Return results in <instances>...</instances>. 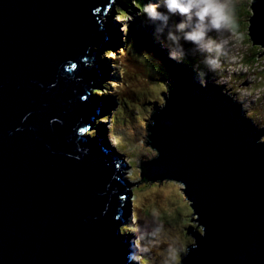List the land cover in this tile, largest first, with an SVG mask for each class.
Here are the masks:
<instances>
[{"label": "water", "instance_id": "obj_1", "mask_svg": "<svg viewBox=\"0 0 264 264\" xmlns=\"http://www.w3.org/2000/svg\"><path fill=\"white\" fill-rule=\"evenodd\" d=\"M112 1L0 0V264L132 262L123 155L87 135L106 107L92 98V47L110 36L98 17ZM250 9L259 58L264 0ZM175 78L150 115L156 155L140 174L183 185L202 227L180 263L264 264V131L221 89Z\"/></svg>", "mask_w": 264, "mask_h": 264}, {"label": "rangeland", "instance_id": "obj_2", "mask_svg": "<svg viewBox=\"0 0 264 264\" xmlns=\"http://www.w3.org/2000/svg\"><path fill=\"white\" fill-rule=\"evenodd\" d=\"M144 2L146 0H113L106 14L98 17L101 27L106 26L110 34V41L100 48L92 47L94 62L101 67L103 76L100 82L94 83L96 89L91 92L92 98L106 107L87 135H102L107 148L123 155L124 180L129 183L130 195L119 234L126 241L132 240L136 249L131 264H181L180 259L187 253V248L195 245L190 232L202 234V227L182 193L183 185L172 180L141 181L140 164L156 155L148 145L147 126L152 111L163 106L162 96L168 94L163 81L167 83V79L174 78L175 66H180L188 74L183 76L198 82L193 64L201 57H187L182 62L170 59L167 47L156 38L153 26L138 16ZM250 5L251 0H228V24L231 27H227L222 37L226 40L225 55L220 57V66L215 72H208L201 65L206 73L201 78L221 89L222 93L235 92L239 86L240 94L235 95L237 105L255 129L263 132L264 87L251 90L263 84L257 77L264 75V55L255 60L257 64L245 62L253 52L245 27L251 15ZM237 6L241 16L233 12ZM120 7L127 15L118 12ZM172 19L178 22L180 18ZM234 24L237 26L233 27ZM211 35L215 36V33ZM184 46L192 47L190 44ZM241 64H250L251 68L246 65L245 70V65ZM230 70H243L247 79L244 74L240 77L230 75ZM159 75L164 77L163 81L153 79ZM229 76L233 81L230 86ZM259 141L264 143V135Z\"/></svg>", "mask_w": 264, "mask_h": 264}, {"label": "clouds", "instance_id": "obj_3", "mask_svg": "<svg viewBox=\"0 0 264 264\" xmlns=\"http://www.w3.org/2000/svg\"><path fill=\"white\" fill-rule=\"evenodd\" d=\"M227 6L228 0H146L138 16L153 26L156 38L167 47L170 59L182 62L187 57H201L193 67L200 86L205 87L206 80L201 78L206 74L203 69L215 72L220 66V57L225 55L226 40L222 37L227 27H231ZM173 17L180 19L176 22ZM132 20L133 17L130 18ZM248 40L254 49L256 46L252 45L249 37ZM185 44L192 47L185 48Z\"/></svg>", "mask_w": 264, "mask_h": 264}, {"label": "trees", "instance_id": "obj_4", "mask_svg": "<svg viewBox=\"0 0 264 264\" xmlns=\"http://www.w3.org/2000/svg\"><path fill=\"white\" fill-rule=\"evenodd\" d=\"M234 1H236V2H238V0H234ZM234 3V2H233ZM120 10L118 11L120 14H122V15H127L126 13V10H124L123 8H119ZM234 13H235V15H239V16H241V12H240V9H238V6H237V8L235 7V10L233 11ZM240 12V13H239ZM249 18V17H248ZM248 18H247V21H248ZM241 24H242V22H241ZM237 26V24H234L233 25V27H236ZM240 26V25H239ZM245 27H246V25H245ZM259 53V55L261 54V53H263V48H261V47H259V46H256V47H254V49H253V52H251L250 54H249V56H248V58L246 59L245 58V62H247V60H248V62H253L254 61V59H255V55H257ZM181 69H184L183 67H181L180 68V66L179 67H176L175 66V73H174V78L172 77V78H169V79H167V83L165 82V81H163V79H164V77L163 76H158V77H154L153 79L154 80H162L163 81V83L165 84V89H166V91H167V87L171 84V82L170 81H173V80H175L176 78H175V75H182L183 76V74H187V73H184V71L183 70H181ZM160 72H158L157 71V74H159ZM188 75V74H187ZM261 76V81H262V83L263 84H261V86H259V87H255L253 90H251L252 92H254V91H257V90H260V89H262L263 87H264V75H260ZM259 76V77H260ZM259 77H257V79L259 78ZM152 78V77H151ZM197 78V77H196ZM256 80V78L254 79V81ZM254 81H253V84H256V83H254ZM251 87V86H250ZM164 94V93H163ZM93 97H94V95H93ZM104 117V116H103ZM121 229V228H120ZM122 232V231H121ZM143 259H145L144 258V256H143ZM146 260V259H145Z\"/></svg>", "mask_w": 264, "mask_h": 264}, {"label": "built area", "instance_id": "obj_5", "mask_svg": "<svg viewBox=\"0 0 264 264\" xmlns=\"http://www.w3.org/2000/svg\"><path fill=\"white\" fill-rule=\"evenodd\" d=\"M258 58L257 57H255V59H254V61H253V63L254 64H257V62H255V60H257ZM250 63H252V62H250ZM242 66H244L245 68V70H246V65L247 66H249L250 68H251V65L250 64H241ZM228 69H231V68H228ZM241 71H243V70H241ZM241 71H233V70H230V72H229V74L231 75V74H235V77H237V76H239V75H241V74H244V73H242ZM244 77L247 79V75H245L244 74ZM231 77L229 76L228 77V79H229V86L231 85V83H233V81H232V79H230ZM261 78V76L258 78V79H260ZM213 79H211V81H212ZM234 80V79H233ZM245 81V80H244ZM243 81V82H244ZM241 85H242V83H241ZM239 87V86H238ZM236 88V90H235V92H231V91H228V95L232 98V99H234L235 100V95L236 94H240V91H241V89L240 88ZM249 99H251L250 97H249Z\"/></svg>", "mask_w": 264, "mask_h": 264}, {"label": "bare ground", "instance_id": "obj_6", "mask_svg": "<svg viewBox=\"0 0 264 264\" xmlns=\"http://www.w3.org/2000/svg\"><path fill=\"white\" fill-rule=\"evenodd\" d=\"M108 27V26H107ZM107 29V28H106ZM112 33H114V32H112ZM107 34H108V32H107ZM106 34V36H109V35H107ZM107 41H110V36L108 37V40ZM262 48V47H261ZM98 67V71H99V74H100V76L102 77L103 76V74H102V69H101V67L98 65L97 66ZM101 77H100V79H99V82L101 81ZM238 77V76H237ZM240 77V76H239ZM134 78V77H133ZM227 84V83H226ZM140 86V85H139ZM156 86V85H155ZM130 94V93H129ZM236 105H237V103H236ZM238 107H239V105H237ZM240 108V107H239ZM244 109V108H243ZM262 121V120H261ZM109 146H110V144H108ZM108 148H110V147H108ZM111 149V148H110ZM126 172H125V170H122L121 171V176L124 178V174H125ZM173 181V180H172ZM176 182V181H175ZM179 183V182H178ZM180 184V183H179ZM128 186L129 185H126V187H127V195L125 196V199H124V208H125V205H126V201H127V199H128V197H129V195H130V192L128 191ZM125 210H126V208H125ZM174 219V218H173ZM170 221V220H169ZM174 222V221H173ZM167 223V222H166ZM164 225V224H163ZM171 225V224H170ZM173 227V226H172ZM119 232H120V230H119ZM157 236H158V234H157ZM151 239V238H150ZM169 241V240H168ZM132 242V241H131ZM156 242V241H155ZM170 242V241H169ZM134 249V248H133ZM135 254H136V249H134V256H135ZM132 260H134V257H133V259Z\"/></svg>", "mask_w": 264, "mask_h": 264}]
</instances>
